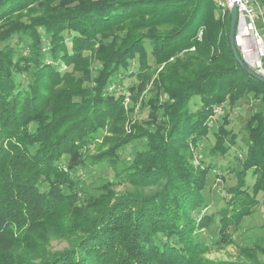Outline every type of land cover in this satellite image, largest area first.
Segmentation results:
<instances>
[{"label": "trees", "instance_id": "obj_1", "mask_svg": "<svg viewBox=\"0 0 264 264\" xmlns=\"http://www.w3.org/2000/svg\"><path fill=\"white\" fill-rule=\"evenodd\" d=\"M222 14L214 0H0L1 264H264L260 241L205 256L264 197V83L235 59ZM244 97L259 105L249 146L224 205L206 212L212 165L196 150L214 122L209 156L236 143L217 112ZM102 163L86 195L82 172ZM61 236L68 248L45 246Z\"/></svg>", "mask_w": 264, "mask_h": 264}, {"label": "rangeland", "instance_id": "obj_2", "mask_svg": "<svg viewBox=\"0 0 264 264\" xmlns=\"http://www.w3.org/2000/svg\"><path fill=\"white\" fill-rule=\"evenodd\" d=\"M229 11V10H227ZM227 11H223L222 16H225ZM260 31L264 34V29L261 27V21H258ZM229 24L226 25L225 29L222 31L221 36H226L227 29ZM199 39L202 38V31L199 33ZM194 48H192L193 50ZM133 78L126 77L124 80V85H128L132 82ZM129 93H126V102H129ZM252 100V99H251ZM259 105L256 102L250 101V98H240L237 106L232 109L225 111V109L220 107L218 113L229 112L230 114V123L228 128L232 129L236 134V143L224 154L223 156H209L208 150L211 145L214 144L215 136L214 132L217 128L218 122H214L211 125L210 132L208 137L199 145L196 150V155L199 160L204 159L206 163L211 162L212 172L209 176V184L207 189L208 197V208L206 212H215L219 207L224 205V197L226 194L227 187L233 185L236 181L235 176L231 173L229 168H236L243 160L247 148L249 146L248 135L245 130L246 122L250 118L251 114L258 109ZM133 121V120H132ZM216 123V124H215ZM131 125V120L126 122V129L129 130ZM104 134L106 132H103ZM98 141H101L100 139ZM135 145L139 146V143ZM134 145V146H135ZM130 148L126 149L127 152ZM92 152H95V145L91 146ZM67 160V158H66ZM108 165L106 163L91 165L88 169H84L82 172L81 178L85 182V193L86 195H94L97 193V190L100 188V184L103 183L104 177L107 176ZM254 182V176L251 172L247 176V184L251 186ZM113 190L116 194L121 195L123 192L130 189V186L127 185L124 180L116 181L113 186ZM99 191V190H98ZM101 192V189H100ZM260 203L255 208V211L245 217L240 228H237L233 231V242L224 246H214L211 245L208 252L205 253V256L213 260H226L234 259L239 249L242 246H250L252 242H262L264 243V227H261L264 224V197L259 194ZM63 224L66 226L69 222V219H63ZM218 226L214 225L210 230H204L202 236H206L208 239H215ZM73 239V238H72ZM71 239V240H72ZM67 239V236H61L59 238L53 239L50 242H46L45 246L50 251H61L69 247L72 241ZM41 240H37L35 245L44 244L40 243ZM1 264V262H0Z\"/></svg>", "mask_w": 264, "mask_h": 264}, {"label": "built area", "instance_id": "obj_3", "mask_svg": "<svg viewBox=\"0 0 264 264\" xmlns=\"http://www.w3.org/2000/svg\"><path fill=\"white\" fill-rule=\"evenodd\" d=\"M223 11L238 6V20L234 41L241 58L258 74L264 76V0H214Z\"/></svg>", "mask_w": 264, "mask_h": 264}, {"label": "water", "instance_id": "obj_4", "mask_svg": "<svg viewBox=\"0 0 264 264\" xmlns=\"http://www.w3.org/2000/svg\"><path fill=\"white\" fill-rule=\"evenodd\" d=\"M230 31H229V41H230V47L234 54L235 59L240 64V66L251 76L259 79L264 83V76L258 74L254 69H252L249 65L245 63V61L241 58L238 49L235 45L234 41V35H235V29L237 26V20H238V6L237 3L234 2L233 5L230 7Z\"/></svg>", "mask_w": 264, "mask_h": 264}]
</instances>
